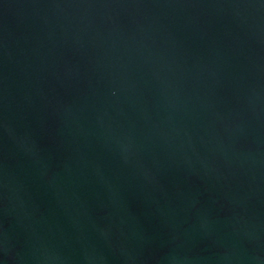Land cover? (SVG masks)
<instances>
[{
    "label": "water",
    "instance_id": "95a60500",
    "mask_svg": "<svg viewBox=\"0 0 264 264\" xmlns=\"http://www.w3.org/2000/svg\"><path fill=\"white\" fill-rule=\"evenodd\" d=\"M0 264H264V0H0Z\"/></svg>",
    "mask_w": 264,
    "mask_h": 264
}]
</instances>
